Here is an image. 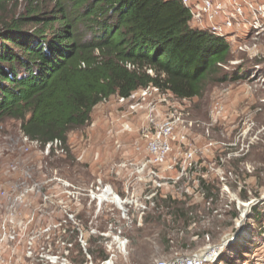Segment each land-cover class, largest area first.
<instances>
[{
	"label": "rangeland",
	"instance_id": "rangeland-1",
	"mask_svg": "<svg viewBox=\"0 0 264 264\" xmlns=\"http://www.w3.org/2000/svg\"><path fill=\"white\" fill-rule=\"evenodd\" d=\"M214 2L215 22L232 24L226 69L245 65L244 80L190 101L113 97L68 135L64 154L35 160L22 155L19 123L0 122V166L20 161L16 174L0 168V192L32 190L16 214L0 200V264H156L221 245L207 264H264V17L248 8L264 0ZM159 133L168 151L157 161ZM90 244L108 259L93 262Z\"/></svg>",
	"mask_w": 264,
	"mask_h": 264
},
{
	"label": "trees",
	"instance_id": "trees-1",
	"mask_svg": "<svg viewBox=\"0 0 264 264\" xmlns=\"http://www.w3.org/2000/svg\"><path fill=\"white\" fill-rule=\"evenodd\" d=\"M231 58L180 0H0V122L67 149L113 97L154 87L190 101L209 84L244 80L245 65L226 69ZM97 249L89 245L91 260L106 261Z\"/></svg>",
	"mask_w": 264,
	"mask_h": 264
},
{
	"label": "built area",
	"instance_id": "built-area-1",
	"mask_svg": "<svg viewBox=\"0 0 264 264\" xmlns=\"http://www.w3.org/2000/svg\"><path fill=\"white\" fill-rule=\"evenodd\" d=\"M181 3L189 8L191 16H192V22L193 24L199 26L202 29H205L207 32L219 37L223 38L225 40L229 37V30L232 28V24L230 21L222 22V23H216L215 17L220 14L223 11L222 3H215L214 0H198L194 4H191V0H180ZM248 8L252 12L258 11L259 14L264 17V8L261 6L254 7L252 4H248ZM234 14H242L241 6H237L236 12ZM203 16H207V18H204L208 23L203 22ZM253 30L258 31L257 26L252 27ZM154 91L159 94V96H163L165 92H161L157 88L154 87H147L144 89H140L134 93V95H146L148 92ZM170 95V94H169ZM131 99V98H130ZM121 101H124V99H121ZM165 134H170L173 130V125L170 121H166L162 126ZM20 134L22 138V146H21V152L23 156L27 155H34L33 160L37 159L40 155H43L44 157L50 156L52 154L60 155L61 153H65L66 148L61 140H54L51 142H48L46 144H43L42 142L34 139H30L28 136H26L21 129ZM159 138L154 139L150 144L149 148L151 152L153 153V156L156 158L157 161L162 160L168 151V144L166 140H160L161 133L158 135ZM30 158V156H28ZM41 157V156H40ZM191 157V154H189V158ZM31 163H35L36 161H33ZM22 162V161H21ZM30 162V161H29ZM20 164V161H10L8 164L2 163L0 168L4 169V172L7 174H16L20 172V169L18 168V165ZM34 168H37L34 166ZM13 195H10L9 193H6L4 190L0 192V200L4 202V209L7 212H11L12 214H16L17 210L14 209L15 207L25 206V199L29 192L32 190H29L28 188H25L24 183H20L18 185H14L11 188H13ZM20 188V192L16 194V189ZM43 195L40 190L36 192V194ZM1 206V205H0ZM26 207V206H25ZM222 246V245H221ZM221 246H212L207 247L206 249L198 252L197 254H194L192 256H185L180 258H175L173 260L167 261V262H157L156 264H207L209 260H211L213 257H216L218 254V250Z\"/></svg>",
	"mask_w": 264,
	"mask_h": 264
},
{
	"label": "bare ground",
	"instance_id": "bare-ground-1",
	"mask_svg": "<svg viewBox=\"0 0 264 264\" xmlns=\"http://www.w3.org/2000/svg\"><path fill=\"white\" fill-rule=\"evenodd\" d=\"M115 199V202L117 203V205H121L122 206V203L120 201V199H117V198H114ZM227 244V243H226ZM224 245H222L220 248H219V252L217 253L219 255L220 251H222Z\"/></svg>",
	"mask_w": 264,
	"mask_h": 264
},
{
	"label": "water",
	"instance_id": "water-1",
	"mask_svg": "<svg viewBox=\"0 0 264 264\" xmlns=\"http://www.w3.org/2000/svg\"><path fill=\"white\" fill-rule=\"evenodd\" d=\"M238 230L231 236V239L230 240H232L235 237V235L237 234Z\"/></svg>",
	"mask_w": 264,
	"mask_h": 264
}]
</instances>
